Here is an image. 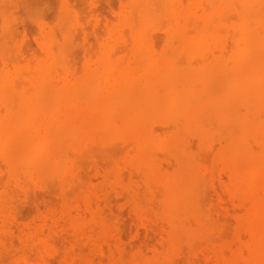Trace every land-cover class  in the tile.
<instances>
[{
  "label": "bare ground",
  "instance_id": "bare-ground-1",
  "mask_svg": "<svg viewBox=\"0 0 264 264\" xmlns=\"http://www.w3.org/2000/svg\"><path fill=\"white\" fill-rule=\"evenodd\" d=\"M57 1L0 0L6 264L142 260L112 192L158 261L264 264V0Z\"/></svg>",
  "mask_w": 264,
  "mask_h": 264
},
{
  "label": "rangeland",
  "instance_id": "rangeland-1",
  "mask_svg": "<svg viewBox=\"0 0 264 264\" xmlns=\"http://www.w3.org/2000/svg\"><path fill=\"white\" fill-rule=\"evenodd\" d=\"M47 1H49V0H47ZM51 1H52V2H55L56 0H50V2H51ZM58 1L60 2V0H58ZM58 1H57V2H58ZM75 1H76L77 3H79V6H80V7H81V5H82L81 3L84 2V1H85L86 3H90V2H91L90 0H89V2H87V0H84V1H83V0H82V1H81V0H80V1H79V0H78V1L75 0ZM100 1H101V0H100ZM102 1H104V0H102ZM106 1H107V2H106ZM121 1L123 2V0H120V1L114 0L113 2H114L115 4H110L111 1L109 2V0H105L104 2H106V3L108 4V8L106 7L107 4H106V6H105V4H102L101 6L104 5V7H106L108 10L105 9V8H103V9H105L107 12L110 11V12L108 13V15L111 14V15H109L110 18H111L112 15H114V11L111 10V9H109V6H110V5H111V6L115 5V6H113L114 9H115V7H116L115 12H116V11L118 12L117 8H118L119 6L122 5V2H121ZM50 2H49V3H50ZM52 2H51L50 4H52ZM59 2H58V4H56V6H58V5L60 4ZM72 2H73V1H72ZM98 2H99V1H97V2L95 1V2H94V5L96 6V5L98 4ZM108 2H109V3H108ZM113 2H112V3H113ZM55 3H56V2H55ZM73 3H74V2H73ZM96 3H97V4H96ZM101 3H103V2H101ZM119 3H120V4H119ZM53 4H54V3H53ZM80 4H81V5H80ZM99 4H100V2H99ZM109 4H110V5H109ZM86 5H88V4H86ZM94 5H90V6L87 8V10L90 11L89 8H94V7H92V6H94ZM117 5H118V6H117ZM51 6H52V5H51ZM53 6H54V5H53ZM97 6H99V5H97ZM97 6H96L95 8H98ZM83 7H85V5H83ZM83 7H82V8H83ZM86 7H87V6H86ZM95 8L92 9V10H95ZM100 8H101V7H100ZM56 9H57V7H56L55 9L53 8V10L51 9V10H52V14H53V11L56 10ZM118 9H120V7H119ZM51 10H50V11H51ZM101 10H102V9H101ZM101 10H100V11H101ZM105 10H104V11H105ZM83 11H84V10H83ZM96 11H98V10L96 9ZM104 11H102V12H104ZM48 12H49V11H48ZM48 12H47V13H48ZM85 12H86V10H85ZM90 12H91V11H90ZM92 12H93V11H92ZM92 12H91V14H92ZM112 12H113V14H112ZM117 12H116V13H117ZM86 13H87V12H86ZM98 13L100 14L99 11H98ZM116 13H115V18L117 17ZM49 14H51V12H49ZM84 14H85V13H84ZM89 14H90V13L88 12V15H89ZM91 14H90V15H91ZM90 15L88 16V18L90 17ZM92 15H94V12H93ZM103 15H104V16H103ZM105 15H107V14H105V13L103 14V13H102V18H105V17H106V19H108L107 17H109V16H108V15L105 16ZM47 16L50 18L51 15L49 16V15L47 14ZM51 17H52V16H51ZM90 18H92V17H90ZM112 18H114V16H113ZM90 20H91V19H90ZM90 20H88V21H90ZM111 20H112L113 22H115V20H113V19H111ZM93 21H94V23H95V18H94V16H93ZM93 21L91 20L92 23H93ZM106 21H107V20H106ZM108 21H109V20H108ZM112 21H109V22L111 23ZM91 22H87V23H89V25H88L87 23H86V24H87L89 27H91V31H92V29H94V27H93L94 23L92 24ZM103 22H104V21H103ZM103 22H101L99 25H102ZM26 23H28V22H25V23H24V27H25L26 31L29 30V31H27V32H31V34H30V37H31V38H30V41H32V40L34 41L33 37L35 36V33H34V35H33L32 32L35 31L34 28H35L36 26H35V25H31L30 23H28V24H30V25H28V24H26ZM107 23H108V22H106V25H107ZM103 24H104V23H103ZM26 26H29V27H26ZM88 26H87V29L89 28ZM102 27H103V25H102V26H98L99 29L102 28ZM103 28H104V27H103ZM102 30H103V29H102ZM98 31H99V30H98ZM35 32H37V31H35ZM99 32H100V31H99ZM103 32H104V31H102V33H103ZM90 33H91V32H90ZM90 35H91V34H90ZM90 35H89V37H90ZM92 35H93V37H94V34H93V33H92ZM92 35H91V36H92ZM31 39H32V40H31ZM32 43H33V42H32ZM91 43H93V39H92ZM33 44L35 45V42H34ZM80 50H81V49H80ZM80 50H79V51H80ZM78 53H79V52H78ZM81 54H82V52L80 51V54H79V55H81ZM79 55H78V56H79ZM82 57H83V56H82ZM80 58H81V57L79 56V59H80ZM81 60H82V59H81ZM81 60H80V61H81ZM85 160H87V159L85 158ZM88 160L91 161L92 159H91V160L88 159ZM92 161H93V160H92ZM85 163H86V162H85ZM87 163H88V166H86V165H85V166H86V168H88V169H86L84 165H83V166H84V169H86V172H85L86 174H85V176L88 177V180L90 179L91 182H92V181H96L97 178H98L97 181L100 180V178L98 177V175L96 176L95 173H94V172H96V171L98 172L99 165L97 166V168H93V167H94V166H92V163H93V162H92V163L90 162L91 165H89L90 163H89L88 161H87ZM94 164H95V163H94ZM89 169H95V171H94V170H93V171H89ZM87 170H88L89 172H93V173H92V174L87 173ZM82 171H85V170H82ZM97 172H96V174H97ZM92 175H94V177H93ZM82 176H83V175H82ZM85 176H84V178H85ZM87 177H86V178H87ZM91 177H92V178H91ZM86 178H85V179H86ZM93 178H94V180H93ZM86 180H87V179H86ZM97 181H96V182H97ZM94 183H95V182H94ZM31 187H33V189H32ZM31 187H30V188L32 189V191H33V190L35 191V193H33V192L31 193V194H35V195H33V197H32V195H30V196H31L30 198L33 199V200L30 201V198H28V199H26V200H27V201H26V200L23 199V197H22V199H21V200L18 199L17 202L23 200V201H24V204L22 203L23 201H22V202H19L18 204L16 203L17 206H18V205L22 206V207L18 206V213L21 212V213H19V215H20V219H21L22 221L25 220V222H26V221L28 222V220L31 221V220L33 219V217H34V215H35V212H34V209H33L32 206H36V203H34V202H38V201H39V198H38L39 195H40V196H39V197H40V203H41V199H44V200L49 199V200H47V201H49V202L46 203V204H49L50 202H51L50 204H52V203L54 204V203H56V200L58 201V199H59V198L57 199L56 196L53 197V195H55V194L57 195L56 189H55V187H53V186H52L51 189H52V191H53L54 193L50 196V198H49L48 196L45 197L44 194H43V195L40 194V193H42V192H39V193H38V191L43 190V189L37 187L36 185H32ZM31 189L29 190L30 192H31ZM36 190H37V191H36ZM48 191H49V190H48ZM45 192L48 194L47 191H45ZM45 192H43V193H45ZM49 192H50V191H49ZM37 193H38V194H37ZM114 193H116V192H112V193H111V196H112V197L110 196V199H111L112 202L115 201V200H117V201H115V204L112 203V204H111V207H110L111 210H115V211H113L114 214L111 212V215L115 217L114 220H113V222H114V223H117V222H118V223H117V224H119L118 226H120V224H121V226H120L121 230H123L124 233H125V232L127 233L126 235H124V233H123V236H124V240L128 243V245H132V246H133L134 243H137V245H136V244H134V245H136L138 248H140V249H137V248H133V249H131V250L133 251V253H132V251H131V253H130V259H134L135 254H136L137 252H141V254H142L141 259H142V260H140L139 262H137L138 264H149V263H150V264H155L156 262H157L158 264H166V263H164V262L158 261V258H159V257L153 253V251L151 250V248H149V249H148V248L143 249V248L146 247L145 244L143 245V243H144V242L146 243V240H147V239H145V238H146V237H145L146 234H145V231H144L145 229L142 227V229H143L144 232L141 231L142 236H141V234H140V235L138 236V237H139V238H138V237L136 236V234H135V230L137 231V228H139V226L137 225V226H138V227H137V226L134 225V222H136V221H133L132 218H131V217H133V216H131V215H132L131 210H130V213H129V209H130V207H129V206H128V208L126 207L127 205H126V204L124 203V201H123V200H125V198L122 200V195H119V197L121 198V199H120L119 197H114V195H113ZM47 194H46V195H47ZM116 194H117V193H116ZM37 195H38V196H37ZM41 195H42L44 198H43V197L41 198ZM48 195H49V194H48ZM20 196H23V195H21V193H20ZM20 196H19V198H20ZM116 196H117V195H116ZM123 197H124V196H123ZM213 197H214V194H213ZM214 198H216V197H214ZM54 199H55V200H54ZM35 200H37V201H35ZM52 200H54V201H52ZM25 202H26V203H25ZM27 202H28V204L30 203V204H29L30 206L27 205ZM32 202H33L34 204H31ZM42 202H43V201H42ZM118 202H119V203H118ZM125 202H126V201H125ZM20 203H22V204H20ZM38 203H39V202H38ZM38 203H37V205L40 204V203H39V204H38ZM44 203H45V202H43L42 204H40V205H41L40 207L44 208ZM58 203H59V202H57V204H58ZM225 203L227 204V206H230V205H228L227 202H225ZM50 204H49V205H50ZM53 204H52V205H53ZM57 204H56V205H57ZM113 204H114L115 206H116V204H117L116 208H115V206L113 207ZM120 204H121V205H120ZM31 205H32V206H31ZM54 205H55V204H54ZM23 206H24V207H23ZM19 207H20V208H19ZM112 207H113V209H112ZM26 208H27V210H26ZM23 209H24V210H23ZM117 209H118V210H117ZM24 211H25V212H24ZM118 211H119V213H120V212L122 213V217L120 216L121 214L118 213V214H119V215H118V214L116 213V212H118ZM23 212H24V213H23ZM28 212H29V213H28ZM32 213H33L34 215H31ZM21 214H23V215H21ZM116 214H117L118 216H117ZM130 214H131V215H130ZM129 216H130V217H129ZM225 217H226V216H225ZM225 217H224V218H225ZM119 218H120V219H119ZM121 218H122V220H121ZM127 218H128V220H127ZM118 219H119V221H118ZM222 219H223V218H222ZM227 219H228V220H229V219H232V220H233L232 217H229V218H227ZM227 219L225 218V220H222V221L226 224V228L224 227L225 230H223V235H225V236H224L225 238L229 237V239H230V238L232 237L233 232H234V229H233V228L235 227V221L232 222V223L234 224V225H233V224L231 223V220L227 221ZM121 221L124 222V226H125V227H122L123 225H122V222H121ZM119 222H120V223H119ZM130 222H131V223H130ZM136 223H137V222H136ZM137 224H138V223H137ZM230 224L233 226V228H232L233 231H231V227H232V226H231ZM227 226H228V227H227ZM132 227H133V228H132ZM136 227H137V228H136ZM133 230H134V231H133ZM139 230H140V229H139ZM228 231H229L231 234H230ZM226 232H227V233H226ZM130 233H131V234H130ZM228 234L231 235V236H226V235H228ZM128 235H129L130 237H128ZM126 236H127V239H125ZM143 236H144V237H143ZM128 238H129L130 240H129ZM131 238H132V239H131ZM138 239H139V240H138ZM140 239H141V240H140ZM142 239H143V241H144V239H145V241L143 242ZM134 241H136V242H134ZM140 241H141V242H140ZM129 242H130V244H129ZM133 242H134V243H133ZM138 242H140V243H138ZM16 243H17V242H16ZM142 245H143V247H142ZM136 246H135V247H136ZM144 246H145V247H144ZM16 248L18 249V247H16ZM139 250H140V251H139ZM3 251H4V252H3ZM3 251H2V253H1V251H0V253L2 254V255H0V257H1L0 260L4 257L5 259L7 258V259H6V261H7V260H8V257H13V256H12V253L6 252L5 250H3ZM147 251L149 252L150 255L148 254ZM150 252H152V253H150ZM145 253H146V254H145ZM131 255H132V256H131ZM154 255H155V258H154ZM148 258H149V260H148ZM153 258H154V259H153ZM11 260H12V258H11L9 261H11ZM151 260H153V261H151ZM3 261H4V260H3ZM3 261H2V262H3ZM6 261L3 262V263L1 262V263H2V264H6V263L9 262V261H7V262H6ZM141 261H142V262H141ZM144 261H145V262H144ZM148 261H149V262H148ZM182 261H183V260H180V264L182 263ZM143 262H144V263H143ZM137 263H134V264H137ZM157 263H156V264H157ZM183 263H184V262H183ZM183 263H182V264H183ZM178 264H179V263H178Z\"/></svg>",
  "mask_w": 264,
  "mask_h": 264
}]
</instances>
